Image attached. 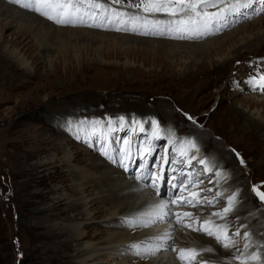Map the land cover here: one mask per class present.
<instances>
[{
	"label": "rangeland",
	"instance_id": "obj_1",
	"mask_svg": "<svg viewBox=\"0 0 264 264\" xmlns=\"http://www.w3.org/2000/svg\"><path fill=\"white\" fill-rule=\"evenodd\" d=\"M231 1L235 3V0H224L217 7H210L205 11L216 13ZM130 3L134 5L139 3V0H81L79 14L74 15L77 22L64 25L23 7L15 0H0V39H3L0 40V264L70 263H60L55 259L52 253L55 250V237H49L47 240L37 237L40 231L37 228L38 223L42 226V232H52L59 218L66 225L73 223L69 203L76 197L72 190L76 172H61L53 163H46L44 168H40L44 160L54 154V146L64 149L71 146L72 150L78 147L82 154L89 158V161L80 165L83 167L96 155L109 161L102 153V148L111 155L114 150L123 152L124 147L130 157H135L125 162L128 165L127 171L122 167L126 175L136 178L138 173L144 170V164H147V168L150 166L152 169H161L164 177L172 171L173 175L180 178L178 183L181 180L185 184L189 180L197 183L196 192L200 194L198 198L201 199L204 195L199 188L209 184L208 178L212 172L205 171L206 176L202 177L203 173L197 175L195 172L190 175L186 171L181 176L182 168L179 172L177 170L181 164L172 168L173 156L167 150V142L164 143L163 138V133L167 132L170 125L177 138L192 135L194 128L198 130L194 137L199 143L203 142L204 133L211 136L215 140L214 145L219 143L221 148L228 152V157H232L236 168L232 165L226 167L228 180L233 179L234 169L238 168L245 180L243 187H246L240 188L237 201L241 203L244 200L241 198L242 192L247 197V206L249 197L253 199L251 208H246L249 214L253 211L252 216L243 220L244 227L240 226L239 229L244 231L247 228L250 231L248 242L251 247L238 251L236 255L251 254L257 250L259 257L264 256V250L255 247L258 244L264 245V202L252 191L253 185H260V191H264V135L260 130V124L264 122V88L249 82L251 77L259 78L264 75V66H261L264 62V45L260 46V42L264 40V13L257 14L264 5L255 3L251 7L253 9H246L247 13L242 9L238 13L227 14L226 20H205L195 17L191 11L177 12L175 15L167 11L145 12L143 8L129 7ZM95 4L102 7H95L100 9V12L94 10L95 13L92 14L93 11L88 8ZM101 12L104 20L108 21L107 26H103L105 22L101 19L100 24L103 25L93 26L87 23L90 18L96 17V13L101 15ZM113 14H119L127 24L137 28V31L110 25ZM231 17L239 19L200 39L175 37L171 40L170 37L162 35L142 33L152 28H173L176 31L182 29L181 33L183 30L191 33L190 31L200 30L201 25L214 29L227 25ZM81 19L86 22L80 23ZM49 26H63L73 30L88 29L112 35L117 33L119 37L115 39L104 36L100 41L91 42L82 39L79 34L72 33L73 35L64 34L60 37L62 43L58 42L54 35L47 41L49 37L46 38L48 31L45 28ZM227 33H231L230 37L234 42L227 44L221 52L209 51L211 45L219 47ZM37 35L38 39L35 38ZM122 36L128 37L121 39ZM129 37L145 41L131 40ZM14 40L17 42L14 43ZM195 42L205 44V56H196L189 48ZM12 52L20 55V63L12 60ZM232 58L234 59L229 66L230 70L219 81L216 80L217 74L212 73V70L206 77L195 72L203 59L211 68L213 63L220 65ZM245 67H248L249 71ZM261 68L263 72L260 74ZM190 70H193V75H189ZM238 71H244V74H239L234 81L232 76ZM245 79L249 81L245 82ZM120 99L128 102L127 105L113 104ZM246 99L251 103L245 104ZM138 103H146L145 108L149 112L142 113L141 109L145 108L138 106ZM162 103L168 104L169 107L165 108L166 105L163 106ZM168 108L170 111L164 114ZM174 115L182 119V122H170L168 117ZM120 117L124 118L123 121ZM151 119L159 122L158 139L153 138L154 134L144 132L153 130L149 123ZM137 125L146 126L141 131ZM116 129L124 133L111 137L110 131ZM139 134L140 136H135ZM88 137L89 139L84 140ZM44 146L47 149L40 152L39 148ZM205 149V156L208 159L212 157L211 165L217 167L215 163L221 162L225 152L216 154L212 147L206 146ZM236 153L244 159V165H241ZM61 156L59 153L58 157ZM165 157L169 160L167 164L164 163ZM195 161L194 163H197V160ZM54 169L58 170L60 177L48 175ZM201 178L203 179L199 181ZM143 181L141 183L144 187L150 190L144 184L146 180ZM193 185L191 186L194 187ZM233 187L230 189L236 188ZM182 189L177 192L186 189L188 193L187 188ZM38 191L45 194L32 195ZM177 192L171 196L168 194L166 198L171 199ZM212 194L221 196L216 190ZM58 197L66 215L47 216L48 211H38L50 209V205L55 203V198ZM218 199L227 205L223 198ZM217 205H212L210 212H219ZM107 213L98 212L100 218H97L93 229L87 230L83 242L94 241L97 244L107 238L105 231L110 228L107 216L105 217ZM231 214L232 220L227 223L229 233H232L233 228L241 224L239 220L243 219L239 211H232ZM199 217L196 218L195 228L200 227L199 220L202 216ZM205 217L210 219V215ZM61 226L58 225L59 228ZM203 234L206 235L204 232L199 233ZM239 237L234 236L233 239L238 241ZM44 241L51 251L47 254L42 249ZM211 244L215 250L216 247ZM181 247L187 249V246ZM133 251L131 249L130 255L139 258L140 255L133 254ZM73 252L72 250L70 254ZM107 259L110 257L106 256L103 261ZM114 261L110 263L117 264ZM193 262L191 264H196L197 261Z\"/></svg>",
	"mask_w": 264,
	"mask_h": 264
},
{
	"label": "bare ground",
	"instance_id": "obj_2",
	"mask_svg": "<svg viewBox=\"0 0 264 264\" xmlns=\"http://www.w3.org/2000/svg\"><path fill=\"white\" fill-rule=\"evenodd\" d=\"M229 4H233L232 1ZM88 9L93 11L92 14L95 13L94 10L95 11L98 10L95 7H90ZM248 9L251 10L253 8H248ZM98 11L100 12V9ZM242 11L243 12L245 11V13H247L246 9H243ZM232 14L234 13H229V15H232ZM95 16L96 17L90 18L89 21H87V23L93 26L103 25V24H100V19H101L102 21L105 22L103 26L108 25L106 24V22L108 21L106 19L104 20V15L102 14V12H101V15L100 13H96ZM217 19L226 20V18L221 19L219 16L217 17ZM237 19L239 18L231 17L227 25H221V27L214 28V29H212L209 26L204 27L203 25H201V27H199L200 30L190 31L191 33H188V31H184V30H183V33H181L182 29H180L179 31H176L173 28L172 29L152 28V29H147L145 31H142V33L150 34L152 36L162 35L165 37H170L171 40L175 37H183L185 39L186 38L200 39L202 37H205L207 34L213 33V31L215 30L218 31V29L220 28H224V27H227L233 24ZM85 22L86 21H83V23ZM109 23L110 25L115 26L117 28L129 30V31H137V28H133L132 26H130V24H127L125 22V19L119 16V14H113L111 21ZM45 30L48 31V34H49V35L48 34L46 35V38L49 37L47 41H50L54 35L56 40L61 43L63 41L60 37H63L64 34L73 35L72 33L79 34L80 37H83L82 39L84 40L88 39L91 42L100 41L107 36L110 38H115V39L119 37V36L117 37L118 35L117 33H114V35H112V34H104L99 31H92L88 29H83V30L78 29L77 30L76 28V30H73V29H67L63 26L62 27L49 26V27H46ZM169 30H172V31H169ZM192 30H195V29H192ZM230 34L231 33H227L225 35V38H224L225 40L219 43V47H212L211 45L209 48V51L211 50V51L221 52L227 44L233 43L234 40L232 41ZM115 35L116 37H114ZM41 36L43 35L41 34ZM127 37L128 36H122L121 39H126ZM35 38L38 39L39 38L38 35ZM128 39L138 40L142 42L145 41V39H140L137 37L134 39L129 37ZM0 40H3V39H0ZM13 42L16 43L17 41L14 40ZM153 43H156V42L153 41ZM263 45H264V40L260 42V46H263ZM204 46L205 44H203L202 42L201 43L195 42L189 48L192 49L193 53L194 52L196 53L195 54L196 56H199L200 54L205 56L207 52L205 51L206 48ZM11 58L12 60H15L17 63H20V61L22 60V58L20 57L19 54H17V52H12ZM233 59L234 58L220 65L213 63L211 68L208 67L207 63L203 59L201 64L197 66V68L195 69L196 70L195 72L196 74L199 73L206 77L208 76V73L212 70V73L214 72L215 74H217L216 80L219 81L221 77L224 76L225 73L230 70L229 66H231V64L233 63ZM261 66H264V62L261 63ZM247 68L245 67V69L249 71V69ZM191 71L193 70H190L189 75L190 74L193 75ZM244 71H238L237 74L232 76L233 80L234 81L237 80L236 77L239 74L243 73ZM259 72L261 74L263 72V69L261 68ZM245 78L246 79L248 78L247 75L245 76ZM246 79H245V82L250 80L249 79L246 81ZM124 103L125 105H127L128 102H125V101L123 102L120 99L113 104L119 106ZM247 103H251L250 100L246 99L245 104ZM137 105L145 108L147 104L138 103ZM162 105L164 106L166 105V103H162ZM164 107L166 108L169 106L167 104ZM262 107H263V113H264V103L262 104ZM168 111H170V108L164 111V114ZM132 112L136 113L135 111H132ZM141 112L146 113L149 111L145 108V109H141ZM127 118H130V117H127ZM242 118L243 117H240V119ZM168 120L174 123L182 122V119H179L175 115L169 116ZM142 122H145V121H142ZM146 125H143V126L137 125V127H139V129L141 130V128L144 129ZM68 129L70 130V127H68ZM260 130L263 132V135H264V122L260 124ZM157 131H159V134H160V129L157 130L154 128L152 131L145 130L144 132H149L153 135ZM166 131L168 132L163 133V138H165L164 143L167 142L165 143V146L167 150H169L170 155L173 156V159H179V160L185 161V163H181V166L177 168L178 172L182 168L181 173H186L187 171L191 175L192 173L197 172V175H201L203 173L204 175L202 177H205L206 167L207 168L216 167V166L211 165V162H213L212 157H209V159H207L208 161L207 165L198 163L199 160L204 158L203 154L206 151L205 147L206 146L210 148L212 147L213 148L212 150H214L216 154L225 152L224 149L221 148L219 143H216L214 145L215 140H213L211 136L205 133L203 134L205 138H203V142H201L202 144L199 143L196 137H194L195 136L194 133L198 134V130H195V128L194 130H192V135L185 136V137H178V138L175 135V133H173V129H171V125L168 126ZM118 133H124V132L120 129L119 130L116 129V131L115 130H112V132L110 131L109 134L111 137H114ZM135 136H140V134L135 135ZM87 139H89V137L84 138V140H87ZM190 139L195 140L197 147L199 148V151H197L196 149L190 148V146L187 143H182V141H186ZM170 146L173 148H176L177 151L173 150ZM58 148L57 146H54V151H55L54 154L51 157L45 159L43 165L40 168L42 169L47 164L53 163V164H56L57 169H60L61 172H70V170H74V172H76V180H75V184L72 189L74 192V196L76 197L73 198L71 203H69V210H70L69 213H70V216L72 217L73 223L66 225L64 222L61 221V218H59L56 224H54V228L52 229L53 230L52 232L48 230L47 232H42L41 231L42 226L40 223H38L37 228L40 231L39 233H37V237L40 238L41 240H45V239L47 240L49 237L51 238L55 237L56 239V242L54 245L55 250L52 253L55 259L59 261L60 263H66L67 261H69L70 263L68 264H108V263L112 264L110 262L115 260L114 262L117 264H120V263L121 264H125V263H129V264L130 263L131 264H181L180 259H178L179 250L182 249L181 246H187V249H195L196 251L199 252L202 249L210 248L212 245L211 243H213L216 249L214 250L211 247L213 251L211 253H205V256H207L210 259L206 258L203 254L200 257H198L196 264L198 263L200 264L201 262L202 264H204L205 261L207 262V264H241L240 261L234 260L233 256H235L236 253L238 252L236 249H239L240 251L244 249L243 245L245 243L250 244V242H248L249 238L245 239L243 236L244 232H248L250 234V231L247 228L244 231H240L241 233L239 237L240 239L236 241L241 245H237L236 243V246L232 249H225L221 247L220 244L217 243L215 238L206 236L204 234L199 235V233H201L202 231L193 230V228H195V224L197 220L196 218L198 216L201 217V216L210 215V219L215 222V225H218V226L226 225L227 227V223H229L232 220L231 212L239 211L240 216L243 219L239 220L241 221V224L236 225L233 228L232 232H235L236 229H240V226H242V224H245L243 220H246L247 218L250 219V217L252 216L253 211L249 214V211L246 208L248 209L251 208V202H252L251 200L253 199L249 197V204L247 206L246 205L247 197L244 195V192H242L243 196L241 197V198H244V200H242L241 203L236 201V203L234 204L233 210L229 212L227 216L224 217L223 219L216 217V216H212V213L214 212H210L209 208L214 204H218L217 206L220 209L219 212H221L222 209L226 207L227 205L223 204V202L221 201H218L219 200L218 197H221L225 201H228V197L231 196L234 192L238 191L239 193L240 188H242L243 184H245V180L240 175L241 171L238 168L234 169L235 173L232 171L234 173L233 179L228 180L227 173H226L227 172L226 167L228 165H232L236 168V163L233 161L232 157H228L229 156L228 152L224 153V158L220 160L221 161L220 163H215L218 166L212 172V175H210V177L208 178L209 184H207L206 186H200L199 188V190L203 191L202 192L203 195H207V194L213 193L215 190L216 191L219 190V194H221V196L215 195L212 199L205 198V196H201V199H199L198 197L194 199L190 195L189 197L188 195H185V197L183 196V194H188L185 189L184 191L176 194V196H174L173 198L168 199L166 198V196L158 197V195L154 194L150 190H147L144 187L143 183H141L142 180H138L135 177L126 175L124 169L119 166V163H117L118 165L116 164L115 166L114 165L115 163L111 162V160H109L110 161L109 162L105 160L104 158L100 157L99 155H96L94 158L90 160V162L86 164L85 167H83L80 165H82L86 161H89V158L85 157V154H82V152L78 149V147H76L73 150H72L73 147L71 148V146H69L68 149H64L61 146L59 149ZM46 149H47L46 146L40 147L39 151L44 152ZM122 151L123 152L114 150L109 156L115 157L117 161L123 159L124 163L129 162L130 160H133L135 158L133 156L130 159L126 158L125 153L127 151L124 147ZM182 152L186 153V155L182 156L181 155ZM59 153H61L62 155L60 158L58 157ZM146 156H148V154H146ZM193 156L195 157V159L192 160L191 165H188L186 161ZM195 160H197V163H194ZM131 163L133 164V162ZM175 166H177V164L172 163V168ZM201 167H202V170H201ZM57 169L50 171L48 175L50 177L56 176L55 178L60 177L59 175L60 173L58 172ZM192 169H193V172H191ZM217 171L222 172L224 174L223 177L216 176ZM171 172H169L168 175H166L165 177L163 176V177L166 179H169L170 177H177L173 175V173ZM140 173L145 175L146 172L142 170ZM202 179L203 178H201L199 181H201ZM178 180H176L175 182H177ZM192 181L193 180H191V183H189L188 181L186 182V184L185 183L184 184L187 186L186 187L188 189L187 191L189 193L194 194L198 190V186H196L197 183H195V186L193 185L194 187H192L191 186L193 184ZM39 183H42V181H39ZM231 186H234L236 188L233 187L234 190H232L230 189ZM243 188H246V187H243ZM226 191L227 192L229 191V192L227 193ZM223 193H227V194L225 196H222L224 195ZM43 194L45 193L41 191L32 193V195H37V196H41ZM58 198H55V203L53 202L50 205V209L49 208L46 210L39 209L38 211H42V212L48 211L47 216L55 215V216L61 217V215H66V212L62 210V203L60 202V198L59 199ZM185 198L193 200V203H195L197 199L202 200V201H213V203L212 204H207V203L196 204V206L194 207L192 205H186V204H176L177 206L174 207L175 204H170V210L174 214L173 216H166L164 220L162 221L156 220V223L150 224L148 226H139L135 223H130L132 219H134V221L139 220V219H144V220L155 219V213L158 211V209L156 208V205H158L161 201H171L174 199L181 200ZM176 209H178V212H176ZM190 210L195 211V212H191V216L183 215L184 213H190L189 212ZM100 211L108 212L105 215V217L107 216L106 220L109 222L108 226L110 227L109 229L105 231L107 234V238L104 239V241H101L97 244L94 243V241L83 242V239L86 236L87 230L88 229L91 230L96 226V223H97L96 220L97 218H100L99 215L97 214ZM198 212H200L201 214H199ZM127 215H131V217H127ZM177 220H179L180 222L178 223ZM187 224H192L193 228L187 227L186 226ZM58 225H62V226L59 228ZM129 228L131 229L134 228V230L133 231L131 230L132 231L131 232ZM54 229L56 232H54ZM220 234L223 236V227H221L220 229ZM166 235L170 238L164 239ZM95 236L93 238H95ZM240 241L242 243H240ZM258 242H260V240ZM137 244L140 245L142 248H151V249L159 248V251L155 252L154 255H151V254L140 255L139 258H134L130 255V251L132 249L131 246L137 245ZM255 247L257 248V245H255ZM42 249L45 251L46 254L48 252H51L47 246V242L45 241L43 242ZM72 250L74 252L71 255L70 253ZM251 252H253V249L251 250ZM254 252H257V250H254ZM133 254H136V253H134L133 251ZM183 255L185 256V258H188L190 254L185 252ZM248 255H250V253L246 254L244 257H247ZM106 256L110 257V259H107V261H103V259L105 260ZM260 257L257 260H248L246 264H264V256H262L261 258ZM118 259H121V260L119 261Z\"/></svg>",
	"mask_w": 264,
	"mask_h": 264
},
{
	"label": "snow or ice",
	"instance_id": "obj_3",
	"mask_svg": "<svg viewBox=\"0 0 264 264\" xmlns=\"http://www.w3.org/2000/svg\"><path fill=\"white\" fill-rule=\"evenodd\" d=\"M16 3H21L23 7L30 9L32 11L37 12L38 14L46 17L49 20L54 21L57 24H75L77 22V19H74V15L78 16L80 7H81V0H15ZM115 2H119V0H115ZM224 0H139V3L137 4H129V7H137V8H143L145 12H162L167 11L171 15H175L177 12H187L191 11L194 13L195 17L202 18L205 20H215L219 16L221 19L225 18L227 14L229 13H238L242 9L251 8L253 4L259 3L260 5H264V0H235V3L233 4H226L224 8H220L218 13H212L207 12L205 9L207 8H215L217 5L223 3ZM92 7H102V5L95 4L92 5ZM264 13V7L260 8V12L257 14ZM223 14V15H221ZM80 23H83V20H79ZM181 23H184V21H181ZM119 30V29H118ZM250 83L254 85H258L262 88H264V75H261L259 78L257 77H251ZM123 121V117L119 118ZM189 120H193L192 117H188ZM140 123V122H137ZM151 125L154 129L159 130L160 125L159 122L152 119L150 120ZM143 131V129L141 128ZM154 139H158L159 137V131L155 132L153 135ZM182 143H187L190 148L196 149L199 151V148L197 147V144L194 139L182 141ZM102 153L108 157L109 160H111L113 163H119L121 167H123L126 171L128 170V165L124 163V160L121 159L119 161L116 160L115 157L109 156L106 149H101ZM181 155H186V153H181ZM237 157L240 160L241 165L245 164V161L242 157H239V153H236ZM125 157L130 159V155L126 152ZM195 157H191L186 161L188 165L192 164V160H194ZM164 163H169V160L167 157L164 158ZM171 163L174 164H181L185 163L183 160L179 159H173ZM198 163L207 165L208 161L206 160H199ZM139 167V166H138ZM144 171L147 172V175L141 174L136 177L138 180H145L148 179L152 173L148 170L147 164L143 165ZM211 168H205V171H211ZM183 176V173L180 174ZM223 173L220 171L216 172V176L223 177ZM179 177H172L171 179L164 181L162 179V183H167L171 188L173 189H182L186 188L187 186L183 183L181 180L179 184H177L175 181L178 180ZM189 183H191V180H189ZM151 187L156 188V194L160 195V190L157 187L156 183L153 182L151 184ZM260 185H253L252 191L257 196V198L264 202V191H260ZM239 195L238 191L234 192L231 196L228 197L227 206L222 209L221 212H214L212 213V216L219 217L223 219L227 216L229 212L233 210L234 204L237 201V196ZM193 196L198 197L199 193H194ZM201 203H207L212 204L213 201H202L197 199L195 203H193V200L191 199H181V200H171V201H161L158 205H156V208L158 211L155 213V219H139L135 221H130V223H135L139 226H148L150 224L156 223V220H164L166 216H173L174 214L170 210V204H186V205H192L193 207L196 206V204ZM185 216H191V213H184ZM179 223L180 221L177 220ZM189 228H193L192 224L186 225ZM212 226V227H210ZM223 227V236L220 234V229ZM241 227H244L243 225ZM194 231H202L207 236L215 238L218 244H220L221 247L225 249H232L236 246V241L233 239L234 236H240V230L237 229L235 232L229 233L226 225L225 226H218L215 225V222L211 219L204 221V224L200 228H193ZM243 236L245 239L249 238L250 234L248 232H244ZM167 235L164 237V239H169ZM133 250L136 251V254L138 255H154L155 252L159 251V248L151 249V248H142L140 245H132L131 246ZM249 247H251L250 244L245 243L244 249L247 250ZM258 249L264 250V245H257ZM213 249L206 248L202 249L201 251H196L195 249H180L178 253V259H180L181 264H191L193 261H197L198 257H200L204 253H211ZM239 251V249H237ZM185 252L189 253V257L185 258L183 255ZM243 257V259H242ZM234 260H238L241 262V264H246L248 260H257L259 259V252H253L252 254L248 255L247 257H244V254L241 253L240 255L233 256ZM204 264H207L205 261Z\"/></svg>",
	"mask_w": 264,
	"mask_h": 264
}]
</instances>
